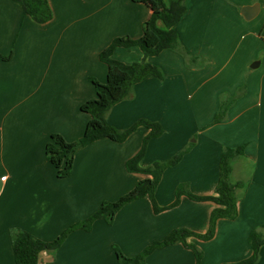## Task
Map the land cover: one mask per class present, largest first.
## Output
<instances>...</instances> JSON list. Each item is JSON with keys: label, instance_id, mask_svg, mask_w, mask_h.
I'll use <instances>...</instances> for the list:
<instances>
[{"label": "crops", "instance_id": "crops-1", "mask_svg": "<svg viewBox=\"0 0 264 264\" xmlns=\"http://www.w3.org/2000/svg\"><path fill=\"white\" fill-rule=\"evenodd\" d=\"M48 3L52 19L37 24L17 3L0 0V264H15L12 229L53 241L103 201H116L145 178L125 169L149 132L145 127L123 143L102 139L78 150L70 176L63 179L48 162L45 146L54 133L67 142L82 137L90 117L80 107L96 97L88 78L100 83L107 78L99 53L116 37L140 38L151 10L133 0ZM185 4L186 12L174 26L179 43L208 63L188 68L172 50L149 57L164 80L135 84L132 97L111 107L106 120L117 130L141 119L161 125L164 132L148 143L142 168L192 145L177 165L163 172L155 190L159 207L173 202L180 183L195 195H213L222 147L244 146L231 173L233 182L247 181L238 191L237 217L217 221L209 241L187 240L203 251L201 264L236 263L251 255L250 231L264 225V0ZM142 57L137 47L113 52L124 64ZM243 86L245 94L226 119L212 124L221 95H234ZM214 208L212 202L183 196L175 208L155 214L148 198H141L123 206L110 225L96 220L89 232H71L52 259L42 254L41 264H118L114 246L134 257L176 228L204 234ZM146 264H195V259L190 250L174 244L154 251ZM255 264H264V246Z\"/></svg>", "mask_w": 264, "mask_h": 264}, {"label": "trees", "instance_id": "trees-1", "mask_svg": "<svg viewBox=\"0 0 264 264\" xmlns=\"http://www.w3.org/2000/svg\"><path fill=\"white\" fill-rule=\"evenodd\" d=\"M12 1L21 7L24 16H28L37 24H45L52 19V10L48 0ZM133 1L144 4L151 10L149 19L143 24L142 36L138 39H132L128 36L116 37L99 53V60L107 66V78L105 83H100L91 77L88 78L94 87L96 97L84 102L80 107V110L90 117L82 137L73 142H67L61 135L52 134L45 146V156L55 168L57 177L60 179L67 178L72 172L74 156L78 150L102 139L123 143L138 127H145L149 132L143 138L140 149L125 162L127 172L138 173L145 178L138 181L133 189L116 201H103L94 213L69 226L53 241L45 242L23 230L12 229L10 236L15 264H41L43 253L51 255L52 259L53 254L71 232L75 230L89 232L96 220H104L110 225L123 206L145 197L150 201L155 214L175 208L183 196L195 202H212L215 208L210 213L209 227L204 234L176 228L171 230L162 240L152 242L134 257L125 256L117 246H114L118 264H146V258L154 251L174 244H181L190 250L194 255L195 264H201L203 251L195 244L188 243L187 240L195 238L200 241H209L214 237L217 221L221 219L234 220L237 217L238 191L245 188L247 181L233 182L230 176L233 163L244 155V146L222 147L219 157V178L213 195H195L189 191L187 183H180L175 189L173 202L165 207H159L155 200V190L163 172L167 168L177 165L183 156L189 152L192 145H187L170 159L154 161L150 166L142 168L139 163L145 155L148 143L152 139L160 137L164 132L161 125L141 119L128 129L117 130L109 125L106 120V115L111 107L132 97L135 84L151 78L159 81L164 80L165 76L161 70L147 61L149 57L156 56L163 50H172L183 57L188 68L200 69L208 63L207 60L185 51L174 30V26L186 12V0ZM159 24L162 27H159ZM132 47H137L141 51L143 57L140 62L124 64L113 58L115 49ZM11 57L12 53L4 60H10ZM244 94L245 87L243 86L234 95H221L219 109L212 124L224 121L229 108ZM248 244L251 255L246 259L229 264H255L258 262L259 250L264 246V225L257 226L250 231Z\"/></svg>", "mask_w": 264, "mask_h": 264}, {"label": "water", "instance_id": "water-1", "mask_svg": "<svg viewBox=\"0 0 264 264\" xmlns=\"http://www.w3.org/2000/svg\"><path fill=\"white\" fill-rule=\"evenodd\" d=\"M257 64H258V62L257 63H254L251 67L256 66Z\"/></svg>", "mask_w": 264, "mask_h": 264}, {"label": "rangeland", "instance_id": "rangeland-1", "mask_svg": "<svg viewBox=\"0 0 264 264\" xmlns=\"http://www.w3.org/2000/svg\"><path fill=\"white\" fill-rule=\"evenodd\" d=\"M230 179H231V176H230ZM232 180V179H231ZM242 180V179H241ZM242 181H244V182H246V180H242Z\"/></svg>", "mask_w": 264, "mask_h": 264}]
</instances>
